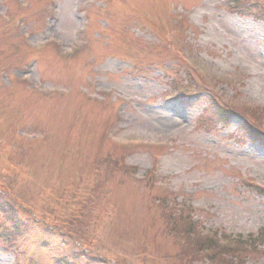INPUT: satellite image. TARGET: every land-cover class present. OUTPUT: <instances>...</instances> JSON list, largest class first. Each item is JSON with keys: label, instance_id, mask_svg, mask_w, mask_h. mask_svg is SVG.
I'll use <instances>...</instances> for the list:
<instances>
[{"label": "rangeland", "instance_id": "obj_1", "mask_svg": "<svg viewBox=\"0 0 264 264\" xmlns=\"http://www.w3.org/2000/svg\"><path fill=\"white\" fill-rule=\"evenodd\" d=\"M231 3L0 0V15L8 11L21 19V26L0 20V134L20 127L32 137L40 135L16 140L17 148L0 152V173L6 175L3 167L10 166L7 179L14 182L3 194L15 199L14 209L25 210L15 209L24 225L15 236L12 222L0 212V264H63L53 257L70 243L43 230L63 231L47 213L52 205L41 213L38 204L21 197L37 200L34 190L47 193L52 178L70 171L81 178L98 164L107 165L96 190L97 203L104 199L103 220L91 233L74 238L81 250L98 256L93 248L147 240L155 247H146L144 252L155 254L147 258L170 254L172 264L180 263L174 253L185 238L176 246L173 236L164 234L158 205L171 197L193 208L200 229L222 237H262L255 249L243 253L242 264H264V191L247 184L264 188V147L246 138L237 117L227 125L214 122L206 88L234 105L264 106V21L234 15ZM23 32L36 45L52 38L61 46L31 55L36 58L29 67L32 80L18 83L12 70H4H24ZM70 48L74 54L57 55ZM178 49L198 77L173 58ZM186 70L195 85L181 84L190 95L181 97L173 79L184 78ZM198 85L202 89L195 96ZM257 113L261 124L254 129L264 133V110ZM106 130L110 141L119 137L163 146L116 149L104 141ZM121 162L136 179L119 170ZM151 179L171 189L158 204L149 201L162 195L152 189ZM224 260L221 264L230 261Z\"/></svg>", "mask_w": 264, "mask_h": 264}, {"label": "trees", "instance_id": "obj_2", "mask_svg": "<svg viewBox=\"0 0 264 264\" xmlns=\"http://www.w3.org/2000/svg\"><path fill=\"white\" fill-rule=\"evenodd\" d=\"M248 130H249V134H250V136H251L252 138H254V139H259V140H260V138L257 137V134H256L255 132H253L251 129H248ZM263 144H264V141H263Z\"/></svg>", "mask_w": 264, "mask_h": 264}]
</instances>
